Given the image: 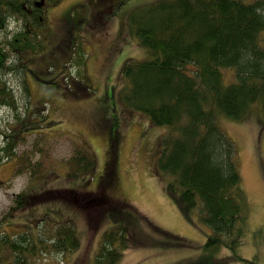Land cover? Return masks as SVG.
<instances>
[{
	"label": "trees",
	"instance_id": "1",
	"mask_svg": "<svg viewBox=\"0 0 264 264\" xmlns=\"http://www.w3.org/2000/svg\"><path fill=\"white\" fill-rule=\"evenodd\" d=\"M60 1L0 0V107L19 110L16 91L5 75L18 68L25 71V66L19 61L9 64L10 56L39 50L46 8ZM11 20L19 27L12 30ZM127 23L149 57L124 64L118 101L126 110L147 115L152 125L167 128L154 171L183 216L211 229L201 253L176 264H264L258 255L246 258L238 252L250 230L252 205L241 187L236 144L217 122L220 114L240 121L255 116L264 127V0H159L135 9ZM74 49L75 63L83 65L84 47ZM227 70L234 71L229 83ZM20 136L0 130V166L4 158L16 157ZM73 140V155L64 162L70 180L97 168L93 151ZM43 164L20 157L15 176H40L46 170ZM111 181L108 170L97 192H20L6 218L40 203L60 202L82 210L96 236L112 210L110 220L117 226L103 235L95 264H120L129 238L137 241L142 236L133 214L146 217L109 195ZM80 248L75 224L51 216L15 234L0 232V264H65L63 259L69 262ZM224 249L230 254L222 256Z\"/></svg>",
	"mask_w": 264,
	"mask_h": 264
},
{
	"label": "rangeland",
	"instance_id": "2",
	"mask_svg": "<svg viewBox=\"0 0 264 264\" xmlns=\"http://www.w3.org/2000/svg\"><path fill=\"white\" fill-rule=\"evenodd\" d=\"M157 1L62 0L46 8L47 25L40 31L44 40L39 50L11 54L9 64L19 61L25 66V71L18 68L5 75L16 91L20 108L0 107V130L21 136L16 157L4 158L0 166V222L4 220L0 232H21L27 224L37 225L47 216L70 220L77 228L81 248L69 262L63 259L65 264H95L103 235L115 226L109 216L112 210L96 236L90 232L82 210L60 202L40 203L6 217L13 212L20 192L61 188L97 192L111 170L109 195L135 206L146 217L133 214L142 236L137 241L129 238L120 264H176L201 253L211 229L196 218L189 221L183 216L167 194L165 181L154 171L160 137L167 128L152 125L147 115L126 110L118 101L124 64L149 57V50L128 29L129 15ZM243 1L249 4L255 0ZM19 25L10 21L12 30ZM79 45L86 52L85 63L80 66L73 56L74 46ZM227 72L229 83L234 71ZM47 114L46 120H40ZM217 122L236 144L241 187L252 205L250 230L238 252L263 260L264 127L255 116L240 121L220 114ZM73 139L93 151L97 168L89 176L70 180L64 162L73 155ZM24 156L32 162L43 160L45 173L15 176L17 159ZM229 254L226 249L221 252L222 256Z\"/></svg>",
	"mask_w": 264,
	"mask_h": 264
}]
</instances>
